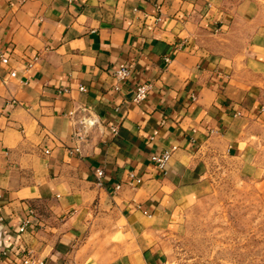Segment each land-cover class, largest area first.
<instances>
[{
    "label": "crops",
    "instance_id": "crops-1",
    "mask_svg": "<svg viewBox=\"0 0 264 264\" xmlns=\"http://www.w3.org/2000/svg\"><path fill=\"white\" fill-rule=\"evenodd\" d=\"M261 13L256 0H0V264H171L207 156L258 174ZM83 109L102 128L70 154Z\"/></svg>",
    "mask_w": 264,
    "mask_h": 264
},
{
    "label": "rangeland",
    "instance_id": "rangeland-1",
    "mask_svg": "<svg viewBox=\"0 0 264 264\" xmlns=\"http://www.w3.org/2000/svg\"><path fill=\"white\" fill-rule=\"evenodd\" d=\"M252 133L258 174L224 153L207 156L201 198L171 239V264H264V118Z\"/></svg>",
    "mask_w": 264,
    "mask_h": 264
},
{
    "label": "built area",
    "instance_id": "built-area-1",
    "mask_svg": "<svg viewBox=\"0 0 264 264\" xmlns=\"http://www.w3.org/2000/svg\"><path fill=\"white\" fill-rule=\"evenodd\" d=\"M1 60L4 64L8 65L10 60L9 58L3 56L0 54ZM167 62H170V59H166ZM131 75V71L126 66H122L120 69L115 71V76L117 79L125 80L129 78ZM11 76L15 77L16 72L13 71L11 73ZM84 90V89H83ZM150 91L149 85H140L137 87L134 96L133 101L135 103H140L147 99L148 94ZM72 116L74 117V123H75V130L73 134V141L75 142V145L73 148L70 149V154H78L81 155L83 152V147L86 142L89 141L90 136L93 135L97 130H100L102 128L101 120L98 117L97 114L88 111L86 109H83L82 112H74L72 113ZM111 131L114 135L118 134V127L113 125L111 126ZM47 154L50 153V151L46 152ZM172 157V152L170 151H164L158 154L153 155L152 162L158 168L159 170L163 171L167 164L169 163L170 159ZM96 177L98 179V182L101 184L102 179L104 177V171L98 170L96 173ZM136 182L139 184L141 183L140 179H136ZM121 186H117V189H120ZM0 211H2V207L0 205ZM0 252V257H1ZM20 264H46V262L43 259L38 258L31 252L23 253L20 256Z\"/></svg>",
    "mask_w": 264,
    "mask_h": 264
}]
</instances>
